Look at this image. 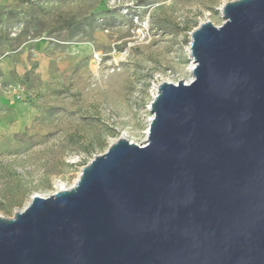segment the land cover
Instances as JSON below:
<instances>
[{
    "label": "water",
    "instance_id": "water-1",
    "mask_svg": "<svg viewBox=\"0 0 264 264\" xmlns=\"http://www.w3.org/2000/svg\"><path fill=\"white\" fill-rule=\"evenodd\" d=\"M189 33L142 145L119 137L73 185L0 216V264H264V0Z\"/></svg>",
    "mask_w": 264,
    "mask_h": 264
},
{
    "label": "rangeland",
    "instance_id": "rangeland-1",
    "mask_svg": "<svg viewBox=\"0 0 264 264\" xmlns=\"http://www.w3.org/2000/svg\"><path fill=\"white\" fill-rule=\"evenodd\" d=\"M230 1L0 0V216L144 144L154 85L191 80L189 33Z\"/></svg>",
    "mask_w": 264,
    "mask_h": 264
},
{
    "label": "bare ground",
    "instance_id": "bare-ground-1",
    "mask_svg": "<svg viewBox=\"0 0 264 264\" xmlns=\"http://www.w3.org/2000/svg\"><path fill=\"white\" fill-rule=\"evenodd\" d=\"M188 53H189V52H188ZM190 59H191V58H190ZM192 65H193V64L191 63V67H192ZM191 67H190V69H191ZM190 69H189V70H190ZM169 82H170V81H169ZM184 82H185V83H189V79H188V80H184ZM174 83H176V82H174ZM153 95H154V94H153ZM153 95H152V96H153ZM150 118H151V114H150V116H149L148 121L150 120ZM64 189H66L65 186H64V184H62V183H60V182H56V183H55V191H56V192L59 191V190H64Z\"/></svg>",
    "mask_w": 264,
    "mask_h": 264
},
{
    "label": "built area",
    "instance_id": "built-area-1",
    "mask_svg": "<svg viewBox=\"0 0 264 264\" xmlns=\"http://www.w3.org/2000/svg\"><path fill=\"white\" fill-rule=\"evenodd\" d=\"M93 61H95V62H101V58L98 56V54H94L93 55ZM160 82H157V84L156 85H154V91H153V94H155V89H156V87H157V85L159 84Z\"/></svg>",
    "mask_w": 264,
    "mask_h": 264
}]
</instances>
